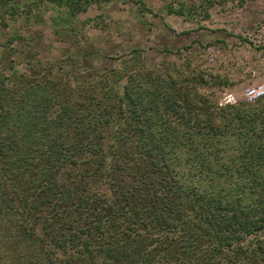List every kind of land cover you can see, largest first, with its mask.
I'll return each instance as SVG.
<instances>
[{
	"label": "trees",
	"instance_id": "1",
	"mask_svg": "<svg viewBox=\"0 0 264 264\" xmlns=\"http://www.w3.org/2000/svg\"><path fill=\"white\" fill-rule=\"evenodd\" d=\"M43 74L0 73V264H264V95Z\"/></svg>",
	"mask_w": 264,
	"mask_h": 264
},
{
	"label": "rangeland",
	"instance_id": "2",
	"mask_svg": "<svg viewBox=\"0 0 264 264\" xmlns=\"http://www.w3.org/2000/svg\"><path fill=\"white\" fill-rule=\"evenodd\" d=\"M12 66L107 77L118 95L142 68L187 77L220 103L253 102L264 95V0H0V73Z\"/></svg>",
	"mask_w": 264,
	"mask_h": 264
},
{
	"label": "built area",
	"instance_id": "3",
	"mask_svg": "<svg viewBox=\"0 0 264 264\" xmlns=\"http://www.w3.org/2000/svg\"><path fill=\"white\" fill-rule=\"evenodd\" d=\"M258 93L256 95H263L264 94V88H261L259 91H257Z\"/></svg>",
	"mask_w": 264,
	"mask_h": 264
}]
</instances>
